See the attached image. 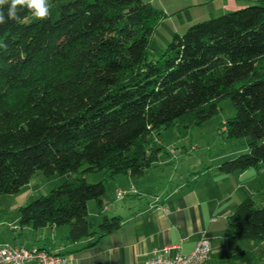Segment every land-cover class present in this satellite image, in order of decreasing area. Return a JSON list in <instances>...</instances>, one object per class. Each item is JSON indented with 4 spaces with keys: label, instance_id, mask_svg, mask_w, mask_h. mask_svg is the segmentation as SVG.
<instances>
[{
    "label": "trees",
    "instance_id": "16d2710c",
    "mask_svg": "<svg viewBox=\"0 0 264 264\" xmlns=\"http://www.w3.org/2000/svg\"><path fill=\"white\" fill-rule=\"evenodd\" d=\"M49 2L43 21L24 9L0 25V195L20 193L38 172L67 177L20 207L21 228L67 227L70 242L117 232L121 216L91 221L89 202L103 213L106 186L88 174L144 177L160 160L163 129L186 133L224 98L236 111L225 131L247 139L248 152L217 171L264 163V5L191 25L155 60L152 37L166 13L151 2ZM228 236L264 242V205L239 202ZM237 258L253 264L250 253Z\"/></svg>",
    "mask_w": 264,
    "mask_h": 264
},
{
    "label": "crops",
    "instance_id": "0c3cea01",
    "mask_svg": "<svg viewBox=\"0 0 264 264\" xmlns=\"http://www.w3.org/2000/svg\"><path fill=\"white\" fill-rule=\"evenodd\" d=\"M151 169L141 178L116 177L112 196L102 198L103 213H108H101L102 218H123L121 228L115 233L98 240L89 237L70 242L67 227L21 228L19 209L28 200L20 199L5 206L1 202L5 199H0V244L51 250L76 264H139L166 245L181 243L182 253L189 254L197 242L207 236L211 243L208 264H228L229 258L242 253L253 255L254 250H247L249 245L244 241L228 236L229 217L239 203L237 192L246 171L211 175L207 170L204 180L202 174L189 171L176 181L175 174L165 181L154 173L157 167ZM118 189L128 194L119 199L116 197ZM97 208L99 210L98 204ZM95 213V208L90 207L89 217ZM176 254V250L171 252V256Z\"/></svg>",
    "mask_w": 264,
    "mask_h": 264
},
{
    "label": "rangeland",
    "instance_id": "374dc122",
    "mask_svg": "<svg viewBox=\"0 0 264 264\" xmlns=\"http://www.w3.org/2000/svg\"><path fill=\"white\" fill-rule=\"evenodd\" d=\"M151 2L157 9L166 13L158 23L153 33L150 59H159L177 33L183 34L187 29L200 21L218 17L228 12L247 6L264 5L263 0H145ZM218 112L199 126L190 128L183 133L178 127L163 129L161 134L154 138L157 147L163 146L159 162L151 171L162 177L159 180L168 181L175 174V181L191 172L202 174L203 180L210 174L219 173L217 167L241 154L248 152L247 139L230 138L225 131V123L235 116V109L230 98L218 102ZM165 170V171H163ZM245 177L240 180V189L237 192L238 202L248 197H253L256 206L264 205V163L257 168L246 171ZM121 176V175H120ZM119 177V176H117ZM151 177V174H148ZM67 177L55 175L46 177L38 172L29 186L16 195H0L5 206H10L18 200L27 201L29 204L37 198L47 195L51 190L59 187ZM90 183L104 181L106 196H112L115 178L103 172L90 173L87 176ZM158 177H155L157 179ZM104 197V196H103ZM236 198V197H235ZM96 210L90 219L97 226L103 220V215L98 212L96 201L89 202L88 208ZM107 214L108 213H103ZM11 215V213H10ZM249 245L247 250L253 251V264H264V242L242 240ZM237 256V255H236ZM235 255L228 259V264H247L241 262Z\"/></svg>",
    "mask_w": 264,
    "mask_h": 264
},
{
    "label": "built area",
    "instance_id": "2783aa9c",
    "mask_svg": "<svg viewBox=\"0 0 264 264\" xmlns=\"http://www.w3.org/2000/svg\"><path fill=\"white\" fill-rule=\"evenodd\" d=\"M134 191V189H131ZM128 191L118 189L117 198H124ZM159 199V197H158ZM173 250L177 251L171 256ZM211 260V243L207 236L202 237L189 254L182 253V244L166 245L159 252L139 264H208ZM0 264H76L69 257L38 247L0 244Z\"/></svg>",
    "mask_w": 264,
    "mask_h": 264
},
{
    "label": "clouds",
    "instance_id": "9594fccd",
    "mask_svg": "<svg viewBox=\"0 0 264 264\" xmlns=\"http://www.w3.org/2000/svg\"><path fill=\"white\" fill-rule=\"evenodd\" d=\"M49 0H0V25L18 21L20 12L26 9L35 20L43 21L51 15Z\"/></svg>",
    "mask_w": 264,
    "mask_h": 264
}]
</instances>
